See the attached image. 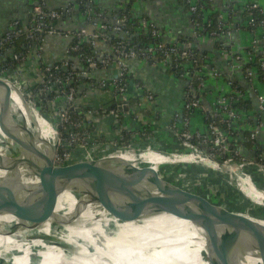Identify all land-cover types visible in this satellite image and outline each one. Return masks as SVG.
Instances as JSON below:
<instances>
[{"label":"built area","instance_id":"obj_1","mask_svg":"<svg viewBox=\"0 0 264 264\" xmlns=\"http://www.w3.org/2000/svg\"><path fill=\"white\" fill-rule=\"evenodd\" d=\"M136 1L139 0H129V6ZM215 1L184 0L193 30L191 38L179 42L165 41L167 31L159 28L152 19L134 15L130 8L109 16L95 5L94 0H74L59 8H50L48 0H31L29 21H9L5 32L0 34V78L14 82L29 104L40 112L51 127L53 138L58 142L54 159L56 165L77 161L81 153L84 159L88 158L90 149L101 143L112 144L113 150L137 147L135 141L139 135L148 143L143 148H158L153 142L155 131L149 127L128 133L122 139L107 141L95 138L97 115L105 112L119 119L124 111L118 107L99 111L95 107L84 108L89 116L71 109L77 106L76 85L80 86L81 94L88 86L91 91L111 94L117 102L118 97L128 100V61L138 60L164 66L186 83L183 103L166 125L184 150L200 156L204 163L202 166L211 159L221 163L233 172L228 179L236 180V183L240 182L234 179L235 175L254 179L248 169L251 166L264 175V153L259 143V135L264 127L261 119L264 114V92H260L257 86L259 81L264 84V5L250 0L235 8L233 0H227L213 22V18L206 17V10ZM78 12L86 25L74 30H59L56 27V22L74 19ZM237 13L240 20L233 18ZM244 30L250 34V44L244 51H234V36ZM53 35L71 39L66 50L68 56L60 62L40 66V80L30 89L14 78L11 71L17 73V68L30 56L41 59L43 42ZM101 36L112 42L111 52L97 50V40ZM200 37L211 38L219 53L228 58L227 72L217 69L208 55L193 45L192 38ZM10 50L14 52L12 59L1 61ZM72 58L83 65L82 69L76 67ZM113 65L119 68L117 76L93 78V71ZM209 77L223 79L228 87L227 91L213 95L211 102L203 99L204 92L208 90L206 83ZM241 78L247 81L256 95L258 112L253 115L247 112L248 102L240 85ZM136 86L142 98L149 102L155 100L154 94L142 83L136 82ZM123 103L118 102L119 106ZM141 103L137 105L141 106ZM195 114L200 115L201 126L193 127ZM245 121L251 125L248 130L245 129ZM240 136L252 144L253 158L243 153Z\"/></svg>","mask_w":264,"mask_h":264},{"label":"water","instance_id":"obj_2","mask_svg":"<svg viewBox=\"0 0 264 264\" xmlns=\"http://www.w3.org/2000/svg\"><path fill=\"white\" fill-rule=\"evenodd\" d=\"M0 94L3 95L0 102L3 107L0 114L2 122L8 119L13 102L19 110H15L19 119L13 125L15 132L9 134L12 138L0 142V174L9 173L22 180L29 179L43 190H53L39 194L16 208H6L0 218L1 238H12L21 231L42 224L56 225L64 221L63 215L69 209L68 202L65 201L64 208H59L58 204L66 192L77 196L85 187L122 180L123 186L141 194L162 212L204 222L222 230L250 234L264 253V211L257 206L264 205L200 176L178 150L143 147L113 150L112 144L101 143L90 149L88 158L59 166L54 161L58 142L54 140L52 132L49 138L43 135L38 121H44L40 112L29 104L24 94L9 79L0 78ZM116 107L124 112L130 111L127 101L122 106L115 101L105 109ZM71 109L80 115L89 116L81 106ZM169 122L158 124L166 128ZM210 161L208 164L213 168H219L228 176L233 174L221 163L212 159ZM197 162L204 164L202 161ZM243 178L239 182L249 179L257 190L264 193V189L253 178L246 175ZM220 264H228V261L222 258Z\"/></svg>","mask_w":264,"mask_h":264},{"label":"bare ground","instance_id":"obj_3","mask_svg":"<svg viewBox=\"0 0 264 264\" xmlns=\"http://www.w3.org/2000/svg\"><path fill=\"white\" fill-rule=\"evenodd\" d=\"M2 97L0 94V102ZM15 110L18 106L13 102L8 119L0 120V142L11 139L10 132H15L13 125L19 119ZM38 121L49 138L51 127L45 120ZM179 152L189 164L201 165L195 154ZM212 170L225 174L219 168ZM245 181L232 184L264 202V193ZM119 182L85 187L77 196L66 192L58 204L64 208L68 202L64 221L39 225L14 243L0 237V264H220L222 258L228 264H264V253L250 234L162 212ZM48 192L53 190H43L29 179L0 174V218L6 208H16ZM38 237L42 239L37 242Z\"/></svg>","mask_w":264,"mask_h":264},{"label":"crops","instance_id":"obj_4","mask_svg":"<svg viewBox=\"0 0 264 264\" xmlns=\"http://www.w3.org/2000/svg\"><path fill=\"white\" fill-rule=\"evenodd\" d=\"M70 1L74 0H48V6L50 8H59ZM248 1L250 0H233L234 5L236 6L235 8L241 7ZM255 1L264 5V0ZM226 2L227 0H216L215 3L206 10V17L211 18L214 14L218 15ZM94 3L109 16L118 15L126 8H130L134 15L152 19L159 28L167 31L164 37L165 41L179 42L192 37L193 27L184 0H139L134 2L131 6H129V0H94ZM31 6V0H0V34L5 32L11 19H20L23 22L29 21L31 16ZM75 16L76 18L74 19L59 20L56 22V27L59 30H74L86 25L79 12L76 13ZM233 18L235 20H240L238 13L235 14ZM262 33V51L264 54V31ZM191 41L199 51L208 55L212 65L221 72H227L228 58L219 53L217 46H215L211 38H192ZM70 43V38L61 35L48 36L42 44L41 59H39L38 56H30L20 67L17 68V73L11 71L14 72V78L19 79L20 82L28 88H34L40 80V66L43 64H54L66 59L68 56L66 50ZM249 44L250 34L244 30L235 34L232 48L234 51H244L248 48ZM111 45L112 42L110 39L101 36L97 40L96 48L99 52L109 53L112 50ZM13 53L12 50L8 51L1 61L12 59ZM34 54L36 55V53ZM72 59L75 61L76 67L82 69L83 65L78 60L74 58ZM128 71L130 75L128 100H123L118 97V102H129L130 111L123 112L119 119L110 114L107 115L105 112L103 115L98 114L95 118V138L107 141L116 138L122 139L125 135H128V133L131 134L149 127L152 131H155L153 142L156 147L184 151L181 147V143L176 137L166 128L159 126L158 123H166L168 120L172 121L175 112L180 108L184 97L186 96V83L182 79L177 78L171 70L164 66L153 65L138 60L128 61ZM118 73L119 68L116 65H113L108 68L95 70L92 75L94 79H100L112 78L117 76ZM136 82L142 83L154 94L155 100L153 102H149L145 98H142V93L137 88ZM206 84L208 90L204 92L203 99L207 102H211L213 95L228 90L223 79L209 77ZM240 85L245 92V100L248 102L247 112L252 115L257 113L258 106L255 93L243 78L240 80ZM257 86L260 92H264V84L262 82H257ZM84 88L85 87L83 86V89ZM84 90V92L82 91V96L77 97L75 101L76 105L81 106L82 108H87L88 104L92 103L95 108H97V111H99L102 108L105 109L108 105L116 101L111 94L104 91L94 92L89 90L88 86ZM137 103H141V106H139V104L137 105ZM135 108L136 111L134 110ZM200 118L201 117L198 114L193 116V127L201 126ZM261 119L264 123V114L261 116ZM244 124L246 130L251 128V125L246 123V121ZM239 141H241L240 143L242 145L243 153L250 158H253L252 144L246 142L242 136L239 137ZM145 143L148 144L145 141V138L142 135H139L136 138L135 146L142 147L141 145ZM259 143L264 153V127L259 135ZM179 146L181 149L178 148ZM82 154L83 153H81V155ZM102 154L104 153H99L98 155ZM188 165L196 172L197 168H203L201 165ZM248 169L253 174L254 178L258 180L260 186L264 188V176L253 166ZM204 170H206V168H204ZM212 173L213 171L209 174L211 175ZM220 176L226 178L225 174H221ZM215 182L219 183L217 181ZM247 197L252 199L249 196ZM254 201L264 205L263 201Z\"/></svg>","mask_w":264,"mask_h":264},{"label":"rangeland","instance_id":"obj_5","mask_svg":"<svg viewBox=\"0 0 264 264\" xmlns=\"http://www.w3.org/2000/svg\"><path fill=\"white\" fill-rule=\"evenodd\" d=\"M179 149H181V147L179 146L178 147ZM197 156V155H196ZM197 157H200V156H197ZM196 157V158H197ZM201 159V158H200ZM191 165V164H190ZM208 166H210L209 164H207ZM207 165H204L203 168H197V172L200 173V176L202 177H205L206 179L208 180H212V181H217L219 182L220 185H222L223 187L229 189V190H232L234 191L235 193L239 194L241 197L245 198V196H243L244 194L241 193L239 190H241L240 186L238 187L237 184H232L234 181L233 180H230L228 179V175H226V178H222L217 171L215 170H212L213 168H211L210 170L206 169L204 170V167L208 168ZM192 166V165H191ZM202 166V165H201ZM213 171V173L210 175L209 173ZM261 174V173H260ZM262 175V174H261ZM214 176V177H212ZM264 176V175H263ZM219 178V179H218ZM254 180L259 184L258 180L254 178ZM260 185V184H259ZM238 187V188H237ZM263 188V187H262ZM264 189V188H263ZM241 193V194H240ZM243 194V195H242ZM247 199V198H246ZM255 200V199H254ZM256 201H259L260 200H256ZM258 208H260L261 210L264 211V206L260 207L259 205H257ZM34 229V228H33ZM33 229H27V230H24V231H21L20 233H18V235H15L14 237H4L3 239H8L10 240V242L14 243L16 242V240L20 239L21 237L25 236L27 233H29L30 231H32ZM25 234V235H24ZM42 239V237H38L37 239V242L40 241ZM91 263V262H90ZM93 264H97V262H93Z\"/></svg>","mask_w":264,"mask_h":264},{"label":"trees","instance_id":"obj_6","mask_svg":"<svg viewBox=\"0 0 264 264\" xmlns=\"http://www.w3.org/2000/svg\"><path fill=\"white\" fill-rule=\"evenodd\" d=\"M212 16L213 17H211V18H213V22H215L217 15L214 14ZM213 26H214V24H213ZM79 87H80L79 85H76V97L82 96V94L80 93L81 89H79ZM94 107L95 106L92 103H89L88 106H87V109L88 108H94ZM134 110L136 111V108ZM141 146L142 147H147V144L145 143V144H142ZM81 159H84V155L79 156V160H81Z\"/></svg>","mask_w":264,"mask_h":264}]
</instances>
